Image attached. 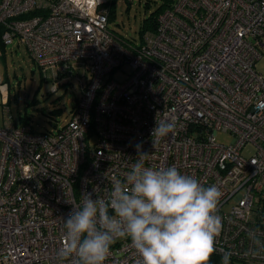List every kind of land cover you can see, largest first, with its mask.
Here are the masks:
<instances>
[{
    "label": "built area",
    "instance_id": "1",
    "mask_svg": "<svg viewBox=\"0 0 264 264\" xmlns=\"http://www.w3.org/2000/svg\"><path fill=\"white\" fill-rule=\"evenodd\" d=\"M108 2L0 0L3 44L22 45L79 89L55 131L0 125V264H62L63 220L82 194L106 198L111 181L126 178L137 144L145 167L174 166L221 191L209 264H222L219 249L232 252L230 264H264V0H173L138 44L109 29ZM162 119L176 131L154 145ZM140 260L130 238H117L104 264Z\"/></svg>",
    "mask_w": 264,
    "mask_h": 264
},
{
    "label": "clouds",
    "instance_id": "2",
    "mask_svg": "<svg viewBox=\"0 0 264 264\" xmlns=\"http://www.w3.org/2000/svg\"><path fill=\"white\" fill-rule=\"evenodd\" d=\"M174 121L156 120L153 144L175 134ZM138 161L124 180L113 179L106 198L82 194L81 204L63 220L64 233L57 257L74 264H104L117 238H130L138 264H209L218 251L222 231L216 214L222 195L215 185L205 187L176 167H145L146 153L136 145ZM258 243L255 233H250ZM222 264L232 252L219 249Z\"/></svg>",
    "mask_w": 264,
    "mask_h": 264
},
{
    "label": "rangeland",
    "instance_id": "3",
    "mask_svg": "<svg viewBox=\"0 0 264 264\" xmlns=\"http://www.w3.org/2000/svg\"><path fill=\"white\" fill-rule=\"evenodd\" d=\"M147 1L149 4L145 7V0H115L114 18L108 21L109 29L140 43L138 31L142 19L162 2ZM2 53L0 75L6 89H0V125L7 118L20 124V117H25L36 132L55 131L65 125L79 96L76 77L61 80L65 75L55 76L49 70L43 71L31 60L22 45H8ZM256 70L264 71V59L256 64ZM129 71L130 67L124 65L122 70L116 72L115 78L121 80ZM77 73L81 75L84 71L80 69ZM216 137L225 143L232 139L230 134L224 133H217ZM90 141L93 143L95 138L92 137ZM251 152L252 147L246 146L242 154L249 156Z\"/></svg>",
    "mask_w": 264,
    "mask_h": 264
},
{
    "label": "trees",
    "instance_id": "4",
    "mask_svg": "<svg viewBox=\"0 0 264 264\" xmlns=\"http://www.w3.org/2000/svg\"><path fill=\"white\" fill-rule=\"evenodd\" d=\"M114 2H115V0H109V2L107 3L108 4V21H110L114 18V9H113ZM172 2H173V0H162V2L159 3V5L153 11H151L147 16H145L142 19V22H141V25H140V28L138 31L139 32V38H140L141 42L143 39L142 37L146 32H152L156 29L158 15L163 10L170 7ZM148 4H149V2L147 0H145V7H147ZM32 13H34V12H32ZM3 30H4V26L2 24H0V47L2 48V51L4 50V46H5L1 40V34H2ZM113 34L120 39H124L125 41L134 42V40H132L130 38L119 36V35L115 34L114 32H113ZM55 112L57 113V111H55ZM19 119H20L19 120L20 124H28L25 117H20ZM46 132H48V131H46Z\"/></svg>",
    "mask_w": 264,
    "mask_h": 264
},
{
    "label": "crops",
    "instance_id": "5",
    "mask_svg": "<svg viewBox=\"0 0 264 264\" xmlns=\"http://www.w3.org/2000/svg\"><path fill=\"white\" fill-rule=\"evenodd\" d=\"M6 49V46H4V50ZM3 51H2V48L0 47V55H2L3 53H2Z\"/></svg>",
    "mask_w": 264,
    "mask_h": 264
}]
</instances>
